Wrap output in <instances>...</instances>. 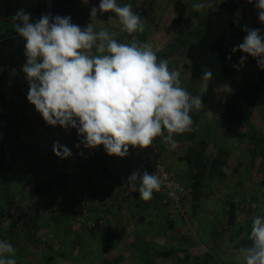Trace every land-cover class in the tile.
Returning a JSON list of instances; mask_svg holds the SVG:
<instances>
[{
    "label": "rangeland",
    "instance_id": "rangeland-1",
    "mask_svg": "<svg viewBox=\"0 0 264 264\" xmlns=\"http://www.w3.org/2000/svg\"><path fill=\"white\" fill-rule=\"evenodd\" d=\"M173 1L129 0L132 10L142 18L147 17L148 10H156L153 6L155 4L162 6L164 12L168 14V17H163L161 21L158 19L148 21L153 28L162 30L154 34L148 33L143 43L148 42L158 57L168 60L169 68L179 72L182 86L192 96L201 92L205 93L207 98L208 95L218 94L219 101L223 99L227 103L232 93L241 85L257 80L260 68L248 64L234 74L233 82L229 86L217 85L210 79L208 87L205 88L203 80L191 79L184 68L187 62L184 58V44L193 35L196 36L195 30L199 27L205 9L197 12L193 9V4L189 5V18L185 25L175 27L173 24L175 15L171 8ZM189 1L214 3L212 0ZM80 5L90 12L88 3L85 4L81 0ZM94 26L97 30L106 29L115 39L121 37V25L114 16L97 17ZM187 32H192L193 35ZM128 36L130 35L122 38L121 42L130 43L133 39L141 42L140 32L132 34L130 39ZM242 42L243 40L239 41ZM251 68L255 71L246 75L245 70ZM10 75H14L15 78ZM27 92L28 83L24 75L13 69H0V109L4 112V118L0 122V240L11 243L16 249L17 264H31L32 260L30 263L27 259L28 254L30 257L33 254L41 260L54 256L52 263L42 261V264H101L100 255L105 262L111 263L112 261L107 260L119 257L124 263L127 251L118 252L115 248L127 243L133 236L129 233L131 227L127 223H138L137 231L142 229L144 233L146 230L150 232L147 237L142 235L141 238L134 239L140 243V249L147 247L151 249L141 253L136 252L137 248L133 247L136 253L132 252L130 257L142 259L127 260L124 264H143L145 260L151 264H187L184 260L185 254L191 255L193 259L188 264H195L194 260L200 261L201 264H243L242 257L236 259L238 249L245 247L243 244L245 238L249 240L253 218L264 217V163L260 151H253L254 144L264 146V108L257 109L241 140L228 139L221 129L219 130L220 124L217 119L222 107L217 111L219 107L216 106V102L213 108L202 113L201 119L195 118L193 123L198 128L194 132V138L205 141V133L210 137L209 146L205 150L201 196L195 199L197 195H194L195 200L192 201V191L189 190L184 202L178 205L179 207L176 206L173 213L168 216L164 210L162 214L151 204L137 208L135 205L142 204L143 200L140 197L135 200L131 193L126 194L127 191L137 189V186L129 187L128 177L135 171L136 166L142 165L153 156L151 149L155 148L159 160L176 180L178 178L172 171L179 170L182 175L180 179L185 181V184L178 181L186 190L191 181L186 176L191 174V169L185 160L180 158V154L185 153L186 148L180 146L173 148L174 152L178 153L172 154L175 156L173 163H170L164 159L169 148L167 149L165 144L160 146L162 143L155 139L154 147L147 148V160L144 157L141 161L135 162L134 168L131 169L129 167L131 159L127 156L124 158L109 156L104 150L101 151V147L91 151L84 149L83 146L76 147L80 138L74 135L71 129L47 125L34 106L27 101ZM190 114L198 116L195 110ZM208 118L212 119L211 123ZM203 122L207 125L205 126ZM176 137L177 135H174L173 139L177 140ZM55 142L66 145L71 150V156L64 159L57 157L53 153ZM158 143L160 148L155 147ZM200 148L202 149V146ZM218 149L226 150L229 155L227 164L222 169L224 179L209 176L208 167ZM145 150L138 148L136 152L138 156H143ZM181 151L183 152L179 154ZM90 154H96L99 158L95 156L91 159ZM92 163H96L97 170L92 167ZM195 167L192 165L191 168ZM102 168L110 170L111 173L125 171L128 177L122 183L120 181L116 184L114 179L102 178L99 174ZM62 172H66L68 177V184L64 189L58 185ZM39 180L53 181L58 187L42 198L31 196L28 190ZM87 181H90L89 185ZM119 188H123V196H130V200L127 199L125 204L121 203L124 207L121 223H111L108 227L106 223L112 219L111 216L117 215L116 199H113ZM91 189L92 191H89ZM8 200L10 201L6 203ZM232 200L239 205L240 210L237 213V223L228 226L225 223L224 209L225 204ZM37 209L39 216L37 218L30 216L31 210ZM23 213L26 215L25 218H21ZM170 219L173 220V226H170ZM146 223H152L153 226L149 228L150 224ZM156 223H163L166 230L160 233L161 228ZM71 227L81 230L80 234L84 232L87 234L78 237L66 234L67 231H71ZM102 229H106L105 233L101 231ZM132 232L134 233V230ZM157 241H165V248H176L177 252L170 259L164 257L158 261L153 254L148 253L158 250ZM104 246L107 248L104 249ZM91 249L98 254L92 261L77 259L79 251L81 253ZM59 252H62L65 258H55ZM105 252L108 253L104 258L102 255Z\"/></svg>",
    "mask_w": 264,
    "mask_h": 264
},
{
    "label": "clouds",
    "instance_id": "clouds-1",
    "mask_svg": "<svg viewBox=\"0 0 264 264\" xmlns=\"http://www.w3.org/2000/svg\"><path fill=\"white\" fill-rule=\"evenodd\" d=\"M254 6L264 24V0H255ZM192 7L200 12L212 4L197 2ZM103 13L107 18L106 13H114L122 31L130 36L144 31L141 15L131 4L121 5L117 0H99L84 27L70 16L48 12L33 20L24 8L16 11L12 21L24 41L21 71L28 83L27 101L47 125L75 129L78 148L91 151L102 146L107 155L120 158L128 155L130 147H151L156 138L175 148L173 136L192 131L190 113L203 108L202 97L192 96L182 86L179 72L171 70L168 60L158 57L150 44L135 39L119 42L106 29L97 30L94 21ZM243 30L247 33L243 42L231 52L245 55L233 67L244 65L251 56L264 70L262 30L248 26ZM211 77L205 68V88ZM53 153L61 159L71 156V150L59 142L53 144ZM127 183L131 188L139 184L140 199L148 201L161 190L162 178L146 170L142 175L134 171ZM249 240V246L238 249L236 259L242 257L243 264H264V217L253 218ZM15 253L11 243L0 240V264H17Z\"/></svg>",
    "mask_w": 264,
    "mask_h": 264
},
{
    "label": "trees",
    "instance_id": "trees-1",
    "mask_svg": "<svg viewBox=\"0 0 264 264\" xmlns=\"http://www.w3.org/2000/svg\"><path fill=\"white\" fill-rule=\"evenodd\" d=\"M117 2L121 5L130 4L128 0H117ZM254 3L255 0H253V3H249L248 0H214L212 7L206 8V12L203 14L199 27L195 30L196 36H194L192 32H187L189 35L191 34L193 36L184 44V58L187 60L184 64V68L189 73L191 79L202 80V72L205 68H207L211 71V80H213L215 84L220 86H229L232 84L234 74L237 71L245 68L248 64L257 65V60L248 56L244 65L234 68L233 65L238 64L240 57L245 54L240 51L235 53L231 52V49L240 44L239 41L243 40L247 34L243 30L244 26L259 28L262 30V34H264V24H261L258 20V10L255 8ZM98 4L99 0H96V6H98ZM20 8H24L26 11L30 12L33 20L39 19L41 14L51 12L53 16H70L72 22L80 25L81 27L86 26L90 22V12L81 7L80 0H0V69H13L21 75H24L21 71V66L25 62L23 54L24 41L14 31L12 21L13 15ZM171 8L175 15L173 19L175 27L185 25L187 21L186 17L190 10L189 3L185 0H174L171 3ZM106 14L109 17H116L114 13ZM121 32V37H117L119 42H121L122 38L127 36V33L123 31ZM128 39H130V36H128ZM145 39L146 37L142 35L140 40L143 43ZM229 56H231L230 60L228 59ZM20 96L21 95H19V97ZM223 102V99L219 101L218 96L216 106L219 107ZM260 108H264V70L261 69L257 75L256 81L241 85L232 93L230 100L224 104V106L222 105V110L219 116L221 131L228 139H243L245 136L244 131L247 130L249 122L254 117L257 109ZM3 118L4 112L0 109V122ZM71 131L77 136L75 129H71ZM192 134L194 135V133H191V138ZM209 138V134L205 133V141H202L201 143L204 151L207 150L209 146ZM258 139L260 140V138ZM157 140L162 143L161 145H163L160 138H156V141ZM158 146L159 143L155 147L160 148ZM152 150L153 149H151V151ZM256 150L260 151L264 163V146L262 144H254L253 151ZM192 152V149H186L185 155L180 156V158L181 160H185L186 164L191 169V181L186 189V193L189 192V190L192 191L193 201L201 196L202 176L205 172V154L198 153L194 156ZM95 156L97 157L98 155L90 154L91 159ZM228 156L229 155L226 150H217L208 167L210 177H216L219 179L225 178L222 169L227 164ZM192 165H195L196 167L191 168ZM142 166H144V164H140L134 168L135 171L142 172L141 175L144 172L140 169ZM92 167L97 170L96 163L93 164ZM99 174L102 178L107 180L114 178L116 184L120 183L121 176L113 175V173H111L108 169L102 168L99 171ZM59 177L60 184L58 185L64 189L68 184L67 173L62 172V175ZM84 177H86V175H84ZM87 184H90L89 181H87ZM57 187L58 186L53 184V181L39 180L31 185L28 192L31 196L42 198L43 196L55 191ZM138 189L139 184H137V189L132 194V197L135 200L140 197ZM89 191H92V189ZM80 194H82V192ZM156 195H158L157 192H153L150 200H143L141 201L142 204L135 206L137 208H142L144 207L143 205L146 206L151 204V206H154V209L164 214L163 210L165 209V204L162 199L160 197L158 198ZM194 195H197L195 199ZM123 198L130 199V196H124L118 202L117 212L120 214H118L120 217L124 214L123 207L121 206ZM9 201L10 200L6 203ZM141 202L138 201V203ZM225 206V223H227L228 226L235 225L237 223V213L240 210L239 205L234 203L232 200L225 204ZM25 213L21 215V218L26 217ZM30 216L37 218L39 216L38 209L36 211L31 210ZM31 219L33 218H30V220ZM172 221V219L169 220L170 226H173ZM244 240V246H249L251 241L247 238ZM175 249L161 248L156 254L152 252L149 253L153 254L159 261L164 257L170 259L171 256L177 252ZM191 257V255L185 254L184 260L187 264L191 262V260L193 261ZM120 260L121 259H119V257L114 258L113 261L111 260L112 262L110 264L118 263ZM194 262L195 264H201L200 261L194 260ZM143 264L151 263H148L147 260H145Z\"/></svg>",
    "mask_w": 264,
    "mask_h": 264
},
{
    "label": "crops",
    "instance_id": "crops-1",
    "mask_svg": "<svg viewBox=\"0 0 264 264\" xmlns=\"http://www.w3.org/2000/svg\"><path fill=\"white\" fill-rule=\"evenodd\" d=\"M81 1V0H80ZM129 1V0H128ZM186 1V0H185ZM213 2H214V0H212ZM187 3H189V5H191V4H194L192 1H186ZM204 3H205V1H204ZM206 3H209L208 1H206ZM214 4V3H213ZM216 5V4H215ZM154 6V8L156 9V10H154V11H151V10H148L147 11V17H145V18H142V19H144V21H147V23L146 22H144V31L143 32H140V36L142 37V35L143 36H147V34L148 33H152V34H154V33H156L157 31H159V32H161V30L162 29H160V28H158V29H155V28H153V26H150L149 24H148V21H152V19H158L159 21H161L162 20V18L163 17H168V14H167V12H164V8H162V6H157V4H155V5H153ZM153 8V9H154ZM151 9V8H150ZM206 12V9L204 10V13ZM188 14H189V12H188ZM114 18H116V17H114ZM187 18H189L188 17V15H187V17H186V19ZM121 28H122V26H121ZM141 39V38H140ZM145 43H148V42H145ZM255 71V69H248V70H245V74L247 75V73L248 72H250V73H253ZM8 76H9V74L8 73H6ZM10 76H12V77H14V75H10ZM255 76H256V72H255ZM15 78V77H14ZM195 96H201L202 97V103H203V108L202 109H199V110H196V109H194L195 111H196V113H198V116H195V114L194 115H192V114H190L191 116H192V119H193V121L195 120V118L196 117H198V119H201V117L200 116H202V113L204 112V111H206V110H209V109H211V108H213L214 107V102H216V104H217V101H218V94H211V95H208V98H207V95L205 94V93H203V92H201V93H196V95ZM224 104H226V101L224 100V102L219 106V108H218V110L217 111H219L220 109H221V107H222V105L224 106ZM211 112V111H210ZM220 113H221V110H220ZM215 118V117H214ZM210 123H211V121H212V119H207ZM217 121L219 122V119H217ZM204 123V125L206 126L207 125V123L206 122H203ZM220 124V123H219ZM196 128H198V127H195V125H194V123H193V125H192V131L191 132H187V133H184V134H182V135H177V140H175L176 141V146H180V147H184V148H186V149H192V154L195 156V155H197L198 153H204L205 154V151L203 150V149H201L200 148V146H202L201 145V143H202V141H199V138L196 140L195 138H194V135L192 134V138H191V133H194L195 132V130H196ZM199 130V129H198ZM219 130H220V127H219ZM180 142V143H179ZM163 144H165L164 142H163ZM180 144H183V146L182 145H180ZM161 146H163V145H161ZM151 147H154V144L152 143V145H151ZM150 147V148H151ZM165 147L168 149L169 148V150L167 151V153H168V155L166 156V157H164V159L167 161V162H170V163H173V157L175 156V155H172L173 153H178V152H174V150H173V148H171L169 145H167V144H165ZM171 148V149H170ZM138 148H129V153H128V155H127V157L128 158H130L131 159V163H135V162H139V161H141L144 157H145V160H147V149L145 150V153L143 154V156L141 155V156H138V154H137V152H136V150H137ZM186 149H185V151L184 152H186ZM103 147L101 146V151L103 152ZM180 150V149H179ZM183 151H181V152H179V154L180 153H182ZM162 154H163V152H161ZM165 154V153H164ZM163 154V155H164ZM181 156L182 155H185V153H183V154H180ZM206 155V154H205ZM144 160V161H145ZM187 165V164H186ZM115 171V170H114ZM128 172V171H127ZM138 172H140V171H138ZM175 175V177L176 178H178L177 180H179L180 182H182L183 184H185V181H182L180 178L182 177V175H180V173H179V170L178 169H176V172H175V170H173L172 171ZM126 172L124 171V173H122V171H120V172H115V173H113V175H115V176H121V178H120V181H121V183L125 180V179H127V175L125 174ZM189 180H191V174H188L187 176H186ZM114 179V178H113ZM89 183H90V181H89ZM119 191H116L115 192V194H114V199L113 200H115L116 199V203H115V205H116V207H117V205H118V202L122 199V197H124L123 195H124V191H123V188H119L118 189ZM133 192H134V190H130V191H127L126 192V194L127 195H129L130 193H131V195L133 194ZM121 193H123V194H121ZM127 199L128 200H130L129 198H123V204H125L126 203V201H127ZM123 204L121 205L122 207H123ZM123 209H124V207H123ZM104 210V209H103ZM149 212V211H148ZM119 213L117 212V215H112L111 217H112V219L109 221V223H106L107 225H108V227H110L111 226V223H121V217L118 215ZM147 225L148 224H150L149 225V228L151 227V225H152V223H146ZM157 225H158V227H160L161 228V232L160 233H163L165 230H166V227H165V225L163 224V223H156ZM127 225L129 226V227H131V230H130V234H132L133 236L130 238V240H128V242L126 243H123V244H120V245H118L115 249H117L116 251H118V252H125V251H127V254H125L124 255V258H125V260H124V263H127L126 261L127 260H140V259H142V258H131L130 257V254L132 253V252H135L134 250H133V247H136L137 248V250H136V252H141L142 253V251H149L151 248H149V247H147L146 249H140L139 248V244L140 243H138V242H136V240L134 239V237H138L139 236V238H141L142 237V235L143 236H145V237H147V235H149V231H147L146 230V232L144 233L143 232V230L142 229H140L139 231H137L138 230V223H127ZM153 226V225H152ZM72 228L73 227H71V231H67L66 232V234H71V235H77V237L80 235V236H82L84 233H82V234H80V232H82L81 230L79 231V229L77 228V227H74L73 228V230H72ZM132 230H134V233L132 232ZM101 231H103L104 233H105V231H106V229H102ZM144 233V234H143ZM85 234H87V233H85ZM79 242V241H78ZM78 242H76V243H78ZM165 242V241H164ZM164 242H156V244H158V248H156V249H161V248H165V243ZM134 243H136V245L134 244ZM167 247V246H166ZM107 247H105L104 246V249H106ZM96 249L98 250V246H96ZM165 249H167V248H165ZM158 250H156L155 252H152V253H154V254H156L157 253V251ZM80 252V251H79ZM78 252V257H77V259L78 258H80L81 260H89V261H92L94 258H96V256H98V254H97V252H94V250L93 249H91V250H85L84 252H81V253H79ZM135 252V253H136ZM107 253L108 252H105V254L104 255H102L104 258L105 257H107ZM149 253V252H148ZM30 254H28V256H27V259H28V261L31 263V260H32V263L31 264H42V261L44 262V263H47V262H49V263H52L53 262V259H54V256H48L47 258H45L44 257V259L45 260H41V259H39V257H37V256H35V255H33V254H31L32 256L30 257L29 256ZM64 256V254L62 253V252H59V254H57L56 256H55V258H61V259H63V258H65V257H63ZM129 257V258H128ZM123 258V259H124ZM99 260H100V262H101V260H102V262H101V264H110L109 262H105V261H103V259H101V255L99 256ZM112 261L114 260V258L113 259H111ZM111 260H107V261H111ZM123 261H119L118 263H121V264H124V263H122Z\"/></svg>",
    "mask_w": 264,
    "mask_h": 264
},
{
    "label": "built area",
    "instance_id": "built-area-1",
    "mask_svg": "<svg viewBox=\"0 0 264 264\" xmlns=\"http://www.w3.org/2000/svg\"><path fill=\"white\" fill-rule=\"evenodd\" d=\"M88 4L90 8L96 6V0H89ZM98 15L101 18H105V13ZM155 150L156 149L153 148V156H151L148 161L143 162L144 166L140 167V169L143 171L146 170L149 174L155 173L162 178L161 190L157 192V194L165 204L164 211L170 216L173 213L174 208L178 205L180 206V204L184 202L187 193L181 183L174 179L170 172L165 169ZM129 166L131 169L134 168L132 164H129ZM169 193H173V195H169Z\"/></svg>",
    "mask_w": 264,
    "mask_h": 264
}]
</instances>
